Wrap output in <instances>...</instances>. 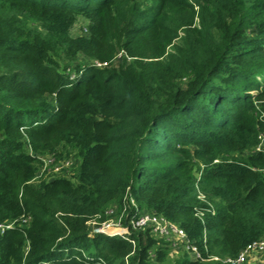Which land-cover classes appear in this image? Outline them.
Segmentation results:
<instances>
[{
    "label": "trees",
    "instance_id": "16d2710c",
    "mask_svg": "<svg viewBox=\"0 0 264 264\" xmlns=\"http://www.w3.org/2000/svg\"><path fill=\"white\" fill-rule=\"evenodd\" d=\"M263 136L264 0H0V264H234L264 239ZM51 154L75 179L38 177ZM115 205L201 257L94 233Z\"/></svg>",
    "mask_w": 264,
    "mask_h": 264
},
{
    "label": "built area",
    "instance_id": "2783aa9c",
    "mask_svg": "<svg viewBox=\"0 0 264 264\" xmlns=\"http://www.w3.org/2000/svg\"><path fill=\"white\" fill-rule=\"evenodd\" d=\"M199 180L200 175L198 174L196 184L197 188ZM198 191V197L204 200V194L200 192L199 188ZM131 202L135 206L133 199H131ZM115 206L109 208L106 211L107 217L101 224L94 226V233L127 237L130 229L148 228L153 234L164 237L170 241L174 252H177L180 248H183L189 252L194 259L201 257L200 250L196 245L192 244L186 232L177 224L166 219L164 216L150 211H140L138 209L133 213L126 214L125 208L121 209V207L117 205L120 208V210H117ZM196 215L200 218L202 217V213L198 210H196ZM205 249L207 250L206 247ZM252 253H257L259 255L264 254V239L250 243L246 248L241 250L235 258H228L226 261L232 262L234 264H245L248 262V257ZM210 257L214 260L219 259L218 256Z\"/></svg>",
    "mask_w": 264,
    "mask_h": 264
},
{
    "label": "rangeland",
    "instance_id": "374dc122",
    "mask_svg": "<svg viewBox=\"0 0 264 264\" xmlns=\"http://www.w3.org/2000/svg\"><path fill=\"white\" fill-rule=\"evenodd\" d=\"M87 25V20L83 17H80L76 23V25L73 27L72 32L74 34L81 33L83 29H85ZM168 49H172V45L168 46ZM120 55L115 59V63H118ZM262 148L264 149V136L262 138ZM43 165L38 171V177H46L50 178L54 175H62L68 178L75 179L77 175V167L79 161L76 158H70V159H63L58 157V154H51L48 156L43 157ZM117 210H120V206L118 207L117 205L115 206ZM177 255L175 253L173 256ZM259 258V260H264V254L259 255L257 253H252L248 257V264L249 261H254V259ZM255 259V260H256Z\"/></svg>",
    "mask_w": 264,
    "mask_h": 264
},
{
    "label": "crops",
    "instance_id": "0c3cea01",
    "mask_svg": "<svg viewBox=\"0 0 264 264\" xmlns=\"http://www.w3.org/2000/svg\"><path fill=\"white\" fill-rule=\"evenodd\" d=\"M256 259V258H255ZM254 259V261H249V264H254L256 262H260V261H263V260H259V258H257L256 260Z\"/></svg>",
    "mask_w": 264,
    "mask_h": 264
}]
</instances>
